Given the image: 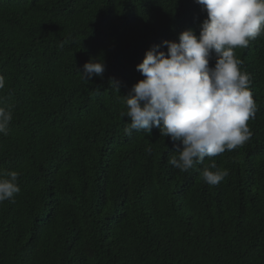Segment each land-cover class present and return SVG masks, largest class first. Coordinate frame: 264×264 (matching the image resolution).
I'll return each mask as SVG.
<instances>
[{"label":"trees","instance_id":"trees-1","mask_svg":"<svg viewBox=\"0 0 264 264\" xmlns=\"http://www.w3.org/2000/svg\"><path fill=\"white\" fill-rule=\"evenodd\" d=\"M206 18L195 0H0V173L20 188L0 202V264H264V35L234 49L256 104L243 145L182 172L159 128L123 132L146 51ZM90 59L105 71L86 81Z\"/></svg>","mask_w":264,"mask_h":264},{"label":"clouds","instance_id":"clouds-1","mask_svg":"<svg viewBox=\"0 0 264 264\" xmlns=\"http://www.w3.org/2000/svg\"><path fill=\"white\" fill-rule=\"evenodd\" d=\"M207 18L200 25L199 36L192 30L179 35V42L163 41L146 51L136 66L143 80L121 97L127 111L122 118L130 122L123 129L131 136L134 130L170 137L176 148L168 163L182 172L247 142L252 133L247 121L254 117L256 104L250 91V76L241 70L242 61L234 49L247 48L251 40L264 35V0H195ZM71 37L65 41H71ZM166 46L167 52L159 51ZM214 67H209L212 53ZM105 64L90 59L81 77L91 81L102 77ZM119 92L118 82L110 81ZM5 78L0 75V89ZM12 121L9 108L0 107V134L8 133ZM215 162L201 173L204 181L217 185L228 175ZM18 173H0V202L19 193Z\"/></svg>","mask_w":264,"mask_h":264}]
</instances>
